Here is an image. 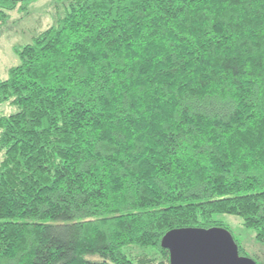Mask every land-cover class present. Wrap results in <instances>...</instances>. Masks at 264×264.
<instances>
[{"label": "trees", "instance_id": "16d2710c", "mask_svg": "<svg viewBox=\"0 0 264 264\" xmlns=\"http://www.w3.org/2000/svg\"><path fill=\"white\" fill-rule=\"evenodd\" d=\"M68 1L0 78V264H170L219 213L264 244V0Z\"/></svg>", "mask_w": 264, "mask_h": 264}, {"label": "rangeland", "instance_id": "374dc122", "mask_svg": "<svg viewBox=\"0 0 264 264\" xmlns=\"http://www.w3.org/2000/svg\"><path fill=\"white\" fill-rule=\"evenodd\" d=\"M68 4V0H35L25 9L11 12L8 22L0 25V78L8 77V67L20 61L16 47L32 41L39 31L53 24L60 15L64 14ZM12 110L13 107L9 104L0 105V111ZM2 156L3 151L0 150V161ZM215 218L229 225L247 253L259 261L264 260V244L257 240L255 231L247 227L240 216L219 213ZM135 249L136 252H132L133 254L151 252V249L144 247Z\"/></svg>", "mask_w": 264, "mask_h": 264}, {"label": "water", "instance_id": "95a60500", "mask_svg": "<svg viewBox=\"0 0 264 264\" xmlns=\"http://www.w3.org/2000/svg\"><path fill=\"white\" fill-rule=\"evenodd\" d=\"M170 264H258L241 254L233 233L224 226H186L167 231L161 242Z\"/></svg>", "mask_w": 264, "mask_h": 264}]
</instances>
